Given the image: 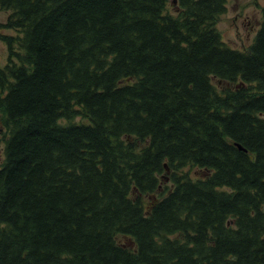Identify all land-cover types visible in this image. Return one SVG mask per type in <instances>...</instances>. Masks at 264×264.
I'll return each instance as SVG.
<instances>
[{
	"label": "trees",
	"instance_id": "trees-1",
	"mask_svg": "<svg viewBox=\"0 0 264 264\" xmlns=\"http://www.w3.org/2000/svg\"><path fill=\"white\" fill-rule=\"evenodd\" d=\"M0 0V264H264V7Z\"/></svg>",
	"mask_w": 264,
	"mask_h": 264
},
{
	"label": "rangeland",
	"instance_id": "rangeland-1",
	"mask_svg": "<svg viewBox=\"0 0 264 264\" xmlns=\"http://www.w3.org/2000/svg\"><path fill=\"white\" fill-rule=\"evenodd\" d=\"M262 7L264 0H228L227 10L219 20L218 28L230 46L244 49L253 42L261 24ZM8 13L0 9V22L6 20ZM6 62L7 48L0 40V65ZM4 159V150L0 145V165Z\"/></svg>",
	"mask_w": 264,
	"mask_h": 264
},
{
	"label": "flooded vegetation",
	"instance_id": "flooded-vegetation-1",
	"mask_svg": "<svg viewBox=\"0 0 264 264\" xmlns=\"http://www.w3.org/2000/svg\"><path fill=\"white\" fill-rule=\"evenodd\" d=\"M5 134H6V129L1 123V115H0V145L2 146L3 150H4L3 144H4ZM3 162H4V160H3ZM1 166H2V163H1L0 167Z\"/></svg>",
	"mask_w": 264,
	"mask_h": 264
}]
</instances>
